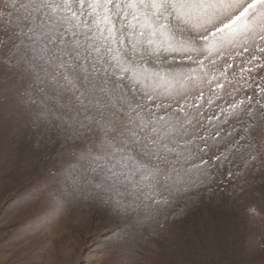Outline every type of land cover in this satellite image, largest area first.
<instances>
[{"label":"snow or ice","instance_id":"6c2138e0","mask_svg":"<svg viewBox=\"0 0 264 264\" xmlns=\"http://www.w3.org/2000/svg\"><path fill=\"white\" fill-rule=\"evenodd\" d=\"M9 92L71 153L60 200L159 211L225 166L264 171V0H0Z\"/></svg>","mask_w":264,"mask_h":264},{"label":"rangeland","instance_id":"374dc122","mask_svg":"<svg viewBox=\"0 0 264 264\" xmlns=\"http://www.w3.org/2000/svg\"><path fill=\"white\" fill-rule=\"evenodd\" d=\"M264 145V125L252 133ZM257 157L264 155L259 150ZM72 158L50 128L0 101V264H264V171L213 173L159 211L117 213L53 177ZM232 171L236 168L233 166Z\"/></svg>","mask_w":264,"mask_h":264}]
</instances>
